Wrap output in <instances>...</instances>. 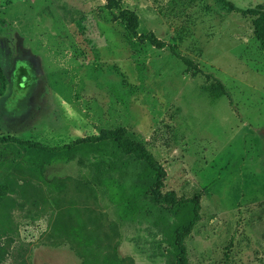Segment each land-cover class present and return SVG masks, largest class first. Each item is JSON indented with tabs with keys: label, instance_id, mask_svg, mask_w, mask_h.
I'll return each mask as SVG.
<instances>
[{
	"label": "rangeland",
	"instance_id": "374dc122",
	"mask_svg": "<svg viewBox=\"0 0 264 264\" xmlns=\"http://www.w3.org/2000/svg\"><path fill=\"white\" fill-rule=\"evenodd\" d=\"M121 9L164 45L133 51ZM252 18L217 0H0V146L24 153L122 127L164 169L162 190L199 194L188 264H264V51ZM138 172L110 143L40 172L6 155L0 264H170L154 223L172 217L131 199Z\"/></svg>",
	"mask_w": 264,
	"mask_h": 264
},
{
	"label": "trees",
	"instance_id": "16d2710c",
	"mask_svg": "<svg viewBox=\"0 0 264 264\" xmlns=\"http://www.w3.org/2000/svg\"><path fill=\"white\" fill-rule=\"evenodd\" d=\"M221 4L232 10L245 15H251L253 25V35L258 42L259 48L264 51V5L258 4L253 8L240 9L235 7L229 0H217ZM115 0H105V7L111 9ZM117 17L123 21L127 33V41L133 51H139L137 46L144 41L156 47H162L164 43L154 37L152 34H137L136 15L127 9L119 10ZM5 79L0 69V95L4 90ZM215 87L218 91L226 92L222 84L216 81ZM110 143L120 154L132 157L139 166L138 179L140 184L134 188L131 199H136L139 195H147L149 199L158 207L168 212L172 220L160 217L154 224L164 238L171 256L170 264H188L184 238L189 234L194 222L198 218L199 194L193 193L189 197L177 196L173 190H162L165 171L153 155L147 150L144 144L135 142L124 136V128L117 127L111 129H101L97 136H88L77 139L71 143L60 147L47 148L44 146L28 145L24 153H20L11 145L0 146V164L6 158V155L12 154V157H18L20 165L31 167L36 171L42 169L51 163L64 162L65 156L83 145V149L93 146L99 152L104 151L106 144ZM112 162L102 170V180L107 182L112 178L105 176L110 169ZM105 165V164H104ZM79 237V234H76ZM83 240L87 239L83 237ZM76 252V250H75ZM77 253V252H76Z\"/></svg>",
	"mask_w": 264,
	"mask_h": 264
}]
</instances>
